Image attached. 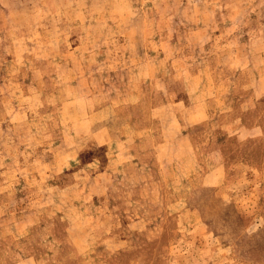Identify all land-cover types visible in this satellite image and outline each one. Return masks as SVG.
I'll use <instances>...</instances> for the list:
<instances>
[{"label":"rangeland","instance_id":"rangeland-1","mask_svg":"<svg viewBox=\"0 0 264 264\" xmlns=\"http://www.w3.org/2000/svg\"><path fill=\"white\" fill-rule=\"evenodd\" d=\"M0 264H264V0H0Z\"/></svg>","mask_w":264,"mask_h":264}]
</instances>
